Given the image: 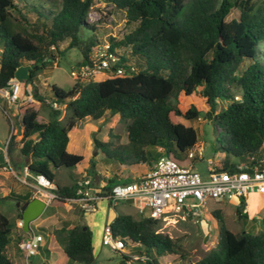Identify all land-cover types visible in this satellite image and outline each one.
<instances>
[{
	"label": "trees",
	"instance_id": "16d2710c",
	"mask_svg": "<svg viewBox=\"0 0 264 264\" xmlns=\"http://www.w3.org/2000/svg\"><path fill=\"white\" fill-rule=\"evenodd\" d=\"M103 1L123 12L131 26L121 38L108 39V51L116 56L113 67L123 74L76 80L69 90L50 85L46 102L37 89L38 74L53 66L56 53L62 56L76 48L81 55L76 64H84L100 43L96 23L88 20L94 0H0V88L27 62L31 67L22 81V95L31 86L36 100L18 106L15 116L22 138L18 142L12 136L7 152L11 157L18 145L29 173L54 184L48 206L76 198L75 181L61 185L52 172L83 160L67 150L70 130L77 121L96 120L106 112L118 115L127 142L113 147L111 140L93 138V145L106 160L119 164L149 168L161 157L183 164V156L198 140L196 129L179 118L191 122L201 117L217 128L215 150L226 155L216 169L233 171L238 164L264 160V0ZM234 9L237 15L227 19ZM83 30L92 34L83 37ZM54 101L63 108H53ZM223 101L227 104L218 109ZM42 104L50 109L47 122L37 120ZM94 165L90 160L91 173ZM113 183L108 179L101 189L108 192ZM29 197L10 192L2 199L26 202ZM243 203L236 213L247 218ZM213 216L219 224L217 242L193 264H264V229L232 232L218 210ZM21 217L19 207L14 222L0 212V264H14L6 248ZM109 225L124 249L134 248L129 257L121 253L124 260L137 254L145 256V264H161L159 257L176 253L175 241L157 232L158 220L146 214L135 218L117 212ZM54 238L69 261L95 263L88 225L65 221L54 230Z\"/></svg>",
	"mask_w": 264,
	"mask_h": 264
},
{
	"label": "rangeland",
	"instance_id": "374dc122",
	"mask_svg": "<svg viewBox=\"0 0 264 264\" xmlns=\"http://www.w3.org/2000/svg\"><path fill=\"white\" fill-rule=\"evenodd\" d=\"M260 2L261 0H257ZM237 15V10H232L227 19ZM88 20L96 23V37L100 42L108 41L109 36L121 38L124 33L129 31L130 25L126 23L124 13L117 10H112L111 7L103 0H94L92 10L88 17ZM90 30H83V37L91 35ZM66 42L60 44V48H64ZM81 59V55L76 48L67 49L61 56L56 53V61L53 66L41 70L38 74L39 83L37 89L39 94L45 98L46 102L50 101V85H56L64 90H69L74 79L70 75L72 67L77 61ZM31 65L27 62H23L15 78L21 83L28 75V71ZM109 74H97L95 76L96 81L107 78ZM30 90L32 87L30 86ZM227 103L225 101L218 105V109L224 107ZM19 105H8L5 101H1L0 106V164H4L5 155L2 151L3 143L8 139L12 132V125L15 129L14 138L20 141V125L19 121L14 116L17 113ZM63 108V106H61ZM13 123L11 122V119ZM51 118L50 109L46 104L41 105L40 113L38 115L39 122H47ZM179 120L185 125H192L197 131V144L203 147V159H189L186 154L183 156V164L192 167L199 173L204 175L207 172L209 164L207 161H211L213 167H220L222 159L226 157L223 153L215 150L217 145V138L219 137L217 128L204 117H201L194 121H187L183 118ZM109 134L112 136L109 137ZM69 152L79 154L83 156V160L77 166L73 168L59 167L57 169L52 168V172L61 185H69L73 181L80 179L83 175H89L92 177V187L98 188L103 183H108V179H112L116 182L129 181L128 175H134L138 173L142 164H119L116 161L106 160L104 154L96 149L93 145V138H97L101 141L111 140L112 146L115 147L119 144L127 142V132L125 125L119 121L117 114H111L106 112L99 119H91L86 117L80 121H77L76 126L72 128L68 134ZM19 144V143H18ZM19 146L16 145L13 148L15 156H9L11 167L13 165L20 166L25 161V157L18 151ZM17 153V154H16ZM229 159L234 162L231 157ZM90 160L95 162L93 167L94 173L90 172ZM131 170V171H130ZM135 171L136 173H134ZM132 172V173H131ZM13 176V175H12ZM14 177V176H13ZM14 179V178H13ZM33 183L36 189L39 188L37 180L26 176L24 184ZM24 184H18L19 188H22L21 192L25 193L28 187ZM44 190L47 191V200L49 204L53 198V194L50 192L54 188L53 184L44 182ZM32 192V189H31ZM39 195V193H37ZM0 194V212L8 217L12 222L15 220V210H17L18 200L13 198L2 199ZM247 206V218H241L236 213V208L240 204V200L228 199L227 197L220 201L209 200L206 205L200 209L201 215L186 216L182 212L171 211L164 214L158 220L157 232H161L169 236L176 243V253L165 254L159 257L161 264H193L199 260L209 249L213 248L217 242L218 235V221L213 216V212L218 210L225 226L232 232L239 233L241 231L257 232L264 229V194L252 192L245 198ZM97 211L92 214L82 217L81 210L78 208V204L75 200H70L64 205L52 204L46 206L44 212L41 214L40 219H35L30 223V230L24 233H40L43 236L41 242V248L37 255L31 257L33 264H39L40 262H47L48 253L50 248L53 247L54 230L59 228L63 222H80L84 225H88L95 235L99 228L105 224H109L117 212L129 213L135 218H139L140 215L146 214L148 210L145 208L143 211L139 209L137 203L133 201H124L112 208L107 205L105 200L98 202ZM244 206V203L243 205ZM43 223L42 226H37L38 222ZM96 223L94 225L93 223ZM96 243V241H95ZM96 246V244H95ZM132 245L125 248L123 253L129 257V253H133ZM54 256L53 254L51 255ZM56 262L64 264L66 257L57 255ZM120 259V262L118 263ZM64 260V261H63ZM50 262H52L50 260ZM125 260L121 254L107 246L95 247V263L94 264H123ZM49 263V262H47ZM46 263V264H47ZM70 264H79L70 261ZM132 264H145L141 261H133Z\"/></svg>",
	"mask_w": 264,
	"mask_h": 264
},
{
	"label": "built area",
	"instance_id": "2783aa9c",
	"mask_svg": "<svg viewBox=\"0 0 264 264\" xmlns=\"http://www.w3.org/2000/svg\"><path fill=\"white\" fill-rule=\"evenodd\" d=\"M115 38L117 37L115 36ZM109 48V41L96 43L92 48L89 62L75 64L72 67L70 75L74 81L94 80L99 73L109 74V76L122 75L123 70L120 67H113L116 56L108 51ZM1 52L2 48L0 46V54ZM22 87L19 80L12 78L5 87L0 88V98L10 105H21L36 101L30 86L25 87L26 93L24 95H22ZM51 105L53 108H61L55 101ZM11 122L13 123L12 119ZM14 134L15 129L12 125V132L3 143L2 151L5 155V161L1 168L16 176L12 170L7 152L10 139ZM203 151L202 146L193 147L187 151V157L202 160L204 158ZM206 163L209 166L207 172L202 175L192 167L179 164L169 157H161L143 175L127 182H114L108 192L101 189L106 185L105 183L98 188H93L92 177L86 174L75 181L76 198L71 200H75L80 210L86 214L95 212L98 202L102 200H105L107 205L112 208L124 201H133V203H137L141 211L146 208L149 217L159 219L171 211L182 212L186 216L198 217L201 215L200 209L209 200L220 201L225 197L240 200L239 202L243 201V212H248V204L245 198L249 193L264 194V160L250 166L245 163L238 164L233 171L216 169L212 166L211 161ZM23 173L25 176H31L27 165L23 167ZM33 178L37 180L39 188L44 187V182L49 183V181L39 176ZM17 227L22 228V220L17 222ZM42 241L43 236L34 232L19 240L18 247L27 264H29L31 257L39 252ZM101 245L107 246L120 254L124 250L120 238L112 236L109 224L102 227ZM137 260L144 261L145 256L133 254L131 259L125 260L123 264H132L133 261Z\"/></svg>",
	"mask_w": 264,
	"mask_h": 264
},
{
	"label": "crops",
	"instance_id": "0c3cea01",
	"mask_svg": "<svg viewBox=\"0 0 264 264\" xmlns=\"http://www.w3.org/2000/svg\"><path fill=\"white\" fill-rule=\"evenodd\" d=\"M5 101L4 99L0 98V106H1V101ZM6 102V101H5ZM9 105V104H8ZM15 116V115H14ZM20 132H21V129H20ZM22 138V133H21V136H20V140ZM15 140V138H14ZM15 141H18V140H15ZM19 142V141H18ZM69 143V141H68ZM67 150H69L68 148V144H67ZM17 154V153H16ZM12 156L13 157H16L15 156V152H13L12 150ZM2 163L0 164V194H2V196H5L7 194H9L10 192L11 193H14V194H18V195H21L23 197H27L28 195H30V199L31 200L32 198L34 197H37L41 200H44L46 202L47 200V191H45L43 188H35L36 186L33 185V183H26L24 184V179H25V174L23 173V167L26 166V160L24 161V163H22L20 166H17V165H13V172L16 174V176H12V174H10L8 171H5V170H2ZM141 167H145V168H141V170L136 173L135 171H133L134 173H136L134 175H128L127 177L129 178V180L131 179H134V178H137L141 175H143L145 173V171L148 169L147 166L145 165H141ZM131 171V170H130ZM132 173V172H131ZM28 177V176H27ZM30 178L33 176H29ZM14 178V179H13ZM34 179V178H33ZM24 184L28 187V189L26 190L25 193H22L21 190L22 188H19L18 184ZM54 186V184H53ZM31 189H32V192H31ZM37 193H39V195H37ZM46 193V194H45ZM1 196V197H2ZM28 200V201H29ZM69 202V201H68ZM67 202V203H68ZM23 202H20V204H22ZM98 206V205H97ZM18 207V206H17ZM79 208V206H78ZM80 209V208H79ZM20 210V209H19ZM97 211V209H96ZM95 211V212H96ZM17 213V210H15V214ZM93 213V212H92ZM92 213H89V214H92ZM248 213V212H247ZM89 214H86V213H82V217L86 216V215H89ZM116 215V214H115ZM40 219V217L38 218V220ZM94 225H96V223L94 222L93 223ZM37 226H44L42 222H38L37 223ZM29 230V229H28ZM24 232H28V231H24L22 228H18L17 226L14 227L12 233H11V240L6 248V254L8 256V258L14 263V264H27V261L25 260L22 252L20 251L19 247H18V242L21 238L23 237H26L27 235H29V233H24ZM93 232V254L95 256V247H98V244L100 246H104V245H101V236H102V227L99 228L96 232V235L94 233V231L92 230ZM33 233V232H31ZM30 233V234H31ZM40 234V233H39ZM96 241V243H95ZM53 247L50 248V252L47 254L48 255V259H47V264H61V263H57L56 262V259H57V256H55V253L57 255H61L63 257H65L63 254H61V252L59 251V244L57 243V241L54 239L53 240ZM96 244V246H95ZM41 248V246H40ZM39 248V249H40ZM38 254V253H37ZM36 254V255H37ZM54 255L53 257L51 255ZM50 260L52 262H50ZM64 261V260H63ZM120 262V259L118 261V263ZM45 262H40L39 264H46ZM117 263V264H118ZM29 264H33V261L30 259L29 260ZM64 264H70V261L69 260H65L64 261Z\"/></svg>",
	"mask_w": 264,
	"mask_h": 264
},
{
	"label": "water",
	"instance_id": "95a60500",
	"mask_svg": "<svg viewBox=\"0 0 264 264\" xmlns=\"http://www.w3.org/2000/svg\"><path fill=\"white\" fill-rule=\"evenodd\" d=\"M47 205V202L37 197H34L29 201L23 202L22 204H20V202L17 203V206L22 212L21 220L22 229L24 231H28L30 223L41 216ZM85 228L86 227H83V229Z\"/></svg>",
	"mask_w": 264,
	"mask_h": 264
},
{
	"label": "bare ground",
	"instance_id": "6f19581e",
	"mask_svg": "<svg viewBox=\"0 0 264 264\" xmlns=\"http://www.w3.org/2000/svg\"><path fill=\"white\" fill-rule=\"evenodd\" d=\"M46 194V193H45Z\"/></svg>",
	"mask_w": 264,
	"mask_h": 264
}]
</instances>
